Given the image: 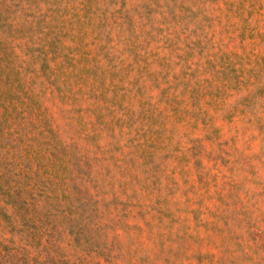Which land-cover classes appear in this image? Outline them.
<instances>
[{
    "label": "rangeland",
    "instance_id": "rangeland-1",
    "mask_svg": "<svg viewBox=\"0 0 264 264\" xmlns=\"http://www.w3.org/2000/svg\"><path fill=\"white\" fill-rule=\"evenodd\" d=\"M0 264H264V0H0Z\"/></svg>",
    "mask_w": 264,
    "mask_h": 264
},
{
    "label": "trees",
    "instance_id": "trees-1",
    "mask_svg": "<svg viewBox=\"0 0 264 264\" xmlns=\"http://www.w3.org/2000/svg\"><path fill=\"white\" fill-rule=\"evenodd\" d=\"M13 201V200H12Z\"/></svg>",
    "mask_w": 264,
    "mask_h": 264
}]
</instances>
